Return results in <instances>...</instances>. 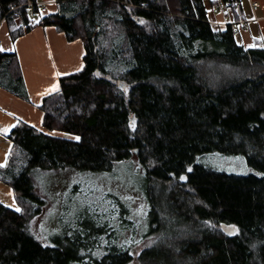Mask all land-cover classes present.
<instances>
[{
	"label": "trees",
	"instance_id": "1",
	"mask_svg": "<svg viewBox=\"0 0 264 264\" xmlns=\"http://www.w3.org/2000/svg\"><path fill=\"white\" fill-rule=\"evenodd\" d=\"M26 1L0 0L10 38L52 25L82 43L83 66L43 98L41 129L18 120L7 135L0 181L20 211L0 203V264H264V44L209 19L218 2L238 19V0H55L35 22ZM0 88L27 98L14 52L0 51ZM209 152L242 154L255 172L195 162ZM117 162L141 171L146 233L112 196L88 230L33 238L27 220L43 200L31 169Z\"/></svg>",
	"mask_w": 264,
	"mask_h": 264
},
{
	"label": "crops",
	"instance_id": "2",
	"mask_svg": "<svg viewBox=\"0 0 264 264\" xmlns=\"http://www.w3.org/2000/svg\"><path fill=\"white\" fill-rule=\"evenodd\" d=\"M36 1L44 3L47 11L56 8L55 0ZM235 9L238 19L218 2L209 10V19L220 27L230 24L237 42L251 46L259 39L264 44V0H238ZM0 51L16 54L27 93L25 99L0 88V166H3L12 147L7 136L13 128L10 126L22 120L35 128H42L40 105L43 98L54 91L52 86H56L59 76L81 70L84 50L80 41L67 40L65 34L52 25L33 26L11 39L6 21L1 20ZM5 128L9 130L4 132ZM0 203L14 210L19 208L11 188L1 181Z\"/></svg>",
	"mask_w": 264,
	"mask_h": 264
},
{
	"label": "rangeland",
	"instance_id": "3",
	"mask_svg": "<svg viewBox=\"0 0 264 264\" xmlns=\"http://www.w3.org/2000/svg\"><path fill=\"white\" fill-rule=\"evenodd\" d=\"M209 10L211 11V8ZM41 15L43 13L31 16L27 10L28 18L34 22L39 20ZM119 81L122 86L118 88L125 90V82ZM195 162L238 176L255 172L242 154L203 153L197 155ZM30 176L43 203L40 211L28 218L26 228L40 244L53 245L55 237L61 234L82 233L88 230L96 223L94 213L98 206L103 209L104 199H110L112 196L129 203L131 213L140 224L137 238L151 226L141 171H137L134 165L130 166L127 162L114 163L110 170L100 172L71 167L33 168Z\"/></svg>",
	"mask_w": 264,
	"mask_h": 264
},
{
	"label": "built area",
	"instance_id": "4",
	"mask_svg": "<svg viewBox=\"0 0 264 264\" xmlns=\"http://www.w3.org/2000/svg\"><path fill=\"white\" fill-rule=\"evenodd\" d=\"M25 5L27 6L31 16H36L38 13H44L47 11V7L44 3L36 0H27ZM256 6L253 5V8Z\"/></svg>",
	"mask_w": 264,
	"mask_h": 264
},
{
	"label": "snow or ice",
	"instance_id": "5",
	"mask_svg": "<svg viewBox=\"0 0 264 264\" xmlns=\"http://www.w3.org/2000/svg\"><path fill=\"white\" fill-rule=\"evenodd\" d=\"M57 75H59V73H57ZM56 87H57V86L53 85V86H52V90H56ZM14 126H15V125H12V126H10V127H14ZM133 127H134V124H133ZM8 130H9L8 128L3 129L4 132H7ZM77 139H78V138H77ZM181 179H184V177H181ZM16 211H20V209L17 208Z\"/></svg>",
	"mask_w": 264,
	"mask_h": 264
},
{
	"label": "water",
	"instance_id": "6",
	"mask_svg": "<svg viewBox=\"0 0 264 264\" xmlns=\"http://www.w3.org/2000/svg\"><path fill=\"white\" fill-rule=\"evenodd\" d=\"M106 78H108V77H106ZM117 86L118 87H121L122 86V83H121V81H119V80H117ZM133 118V115H130V120Z\"/></svg>",
	"mask_w": 264,
	"mask_h": 264
}]
</instances>
